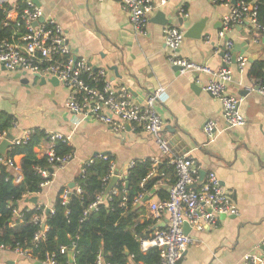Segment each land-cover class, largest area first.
<instances>
[{
  "label": "crops",
  "instance_id": "crops-1",
  "mask_svg": "<svg viewBox=\"0 0 264 264\" xmlns=\"http://www.w3.org/2000/svg\"><path fill=\"white\" fill-rule=\"evenodd\" d=\"M35 1L45 18L64 27L76 55L88 58L95 67L107 68L113 84L127 86L137 105L144 103L149 92L161 86L165 88L156 109L165 121L164 136L170 139L171 157H192L201 172H214L237 204L239 215L222 216L217 227L202 232L190 228L196 241L178 264H236L246 254L261 255L264 239V96L251 90L257 82L250 78L249 70L264 62V32L249 20H243L227 34L234 43L233 55L245 56L248 60L243 72L233 62L228 65L234 76L228 92L244 98L240 108L246 123L227 128L222 102L204 89L211 76L204 72L181 73L171 65L164 29L172 26L186 32L204 19L202 37H185L178 54L212 70L222 69L225 62L221 52L225 41L219 38L218 32L223 25V16L229 12L228 5L214 4L211 0H166L165 4L162 0H153L156 9L150 15L146 31L138 33L132 28L122 0ZM159 11L164 12L167 25L153 20ZM4 30L10 34L9 30ZM24 72L7 70L0 64V110L12 114L18 122L9 133L15 139H22L28 131L39 128L61 134L74 147L72 160L63 168H55L50 183L35 194L38 206L52 210L59 192L70 188L86 161L98 154L110 156L120 176L125 178L133 160H170V156H161L156 140L144 130L127 128L117 134L102 122L75 114L65 106L68 91L63 85L41 84L39 78ZM194 85L201 88L200 94H196ZM245 88L251 91L242 96L240 92ZM209 121L216 122L214 138L204 130ZM49 147V141L43 139L35 151L42 156ZM13 159L21 168L22 155ZM9 171L13 174L12 169ZM31 196L34 195L24 197L19 208H33L34 205L27 201ZM146 196L148 199L142 201L146 209L142 220L151 217L149 204L161 199L156 189ZM166 220L165 214L155 226L165 224ZM38 261L0 248V264H48Z\"/></svg>",
  "mask_w": 264,
  "mask_h": 264
},
{
  "label": "built area",
  "instance_id": "built-area-1",
  "mask_svg": "<svg viewBox=\"0 0 264 264\" xmlns=\"http://www.w3.org/2000/svg\"><path fill=\"white\" fill-rule=\"evenodd\" d=\"M214 4H225L229 6V12L222 18V28L218 32L220 39L225 41L226 53L223 56L225 67L219 70H212L208 66L201 65L179 56V48L185 38V32L178 27L168 26L164 29V41L170 51L168 60L173 66H180L181 73L204 72L211 76V80L204 89L211 93L215 99L223 104V118L227 128H237L245 125L246 118L240 108L244 98L228 92L229 86L234 81L233 71L228 66L232 63L233 41L227 38V34L233 27L243 20H249L260 31L264 32V26L258 22V3L254 1H238L235 5L232 0H211ZM162 4L166 0H162ZM123 9L128 13L132 28L138 33H145L149 18L156 9L153 0H122ZM183 13V11H182ZM44 17V12L32 0H0V24L2 28L10 31L5 37H0V64L7 70H23L30 74H40L46 78L55 77L67 91L65 106L67 109L78 115H85L107 125L113 132L119 134L127 130V125L133 131L144 130L154 137L160 150L161 156H170V163L175 166L176 182L167 185L168 199H160L149 204L151 217L157 223L167 215V220L163 227L157 226L148 238L141 239V248L147 251L150 248H157L160 252V264H178L183 258L188 248L195 243L196 239L189 232L185 231V223H188L192 231L202 232L215 228L222 216H237L240 210L231 198L229 192L224 188L220 179L214 172H208L201 180V171L195 165V161L189 156L171 157V142L164 136L165 121L159 115L156 104L160 100L164 87H159L146 95L145 101L141 105L134 102L132 93L127 86H115L109 78L108 69L95 67L86 57H79L74 52L69 43L64 27L53 19H47L35 25L40 18ZM210 41V39H207ZM245 56L237 57V65L240 72L245 71L247 66ZM257 82V81H256ZM256 90L264 96V86L257 82ZM18 122L15 121L14 125ZM204 130L210 138L216 136V122L206 123ZM33 133L28 131L24 138L15 139L14 145L26 143ZM50 143V147L45 153L51 167L38 168V173L42 175L45 182L41 184V189L48 185L52 179L50 169L63 168L73 158V154L57 156L55 153V142L66 138L59 133L45 131ZM8 133L0 135V142L7 137ZM95 157L107 159V154H98ZM86 163H92L94 158ZM161 159H152V169L147 178L158 175V166ZM85 163V164H86ZM6 166L13 170L15 183L23 180L21 168L18 167L13 158L1 157L0 166ZM134 165V160L128 165V169ZM115 165L113 161L110 165L109 173L103 177L104 186H107L111 178L115 175ZM81 173H84L82 168ZM164 175V174H162ZM120 184L119 188L117 187ZM160 184L166 185L164 181ZM195 186V187H192ZM126 180L120 176L117 185L103 199L100 194L85 211L87 215L90 210H94L99 204L110 200L113 195L122 194V205L127 201ZM77 192H81L79 186ZM72 189L63 191L61 198L63 204L70 199ZM39 194V193H38ZM29 196V195H28ZM140 194L135 199L134 204L142 201ZM40 209V206H38ZM28 210H30L28 208ZM53 212V209L50 211ZM15 216L23 217L20 209H14ZM46 209L40 215H35L34 220L41 225V228L34 234L33 243L37 244L46 239ZM262 254H246L242 260L236 264H264V239L261 242ZM1 249L14 250L22 256L32 258L30 250L21 248L11 249L8 246H0ZM66 246L61 247V252H68ZM73 253V252H72ZM74 255V253H73ZM45 262L48 264H63L55 259V256L48 253ZM95 264L106 263L102 255H99ZM128 264H143L136 262L131 256Z\"/></svg>",
  "mask_w": 264,
  "mask_h": 264
},
{
  "label": "trees",
  "instance_id": "trees-1",
  "mask_svg": "<svg viewBox=\"0 0 264 264\" xmlns=\"http://www.w3.org/2000/svg\"><path fill=\"white\" fill-rule=\"evenodd\" d=\"M256 1L258 22L264 26V0ZM6 35L7 31L0 26V37ZM249 76L264 86V62L255 64L249 70ZM15 121V116L0 110V135L9 133ZM43 139L49 140L45 130L36 128L26 143L15 144L8 152L7 157L10 158L22 155L23 180L20 183H15L6 166H0V246L30 250L33 259L39 261H45L46 255L50 253L63 264H69V252L74 253L75 264H95L102 252L104 261L109 264H128L131 256H134L136 262L143 264H160L161 257L157 248L147 251L141 248V239L148 238L156 225L152 217L142 220L146 211L142 201L146 194L155 189L161 199H168L169 193L165 186H170L177 179L175 166L170 163L169 158L159 164L158 175L150 178L147 176L152 169V160H134V165L128 169L125 178L129 182L125 205L121 204L122 194L113 195L96 209H91L87 215L85 211L106 188L102 179L109 173L113 159L110 156L107 159L95 157L92 163L84 164V173L76 178L69 201L63 204L61 190L53 212L46 215V239L35 244L33 237L41 225L35 222L34 216L40 215L44 207L19 208V202L28 195L42 191L41 184L45 179L38 173V168L51 167L48 156H39L35 151V147ZM54 149L57 156L74 153V147L63 139L55 142ZM52 176L53 174L49 179ZM161 181L166 185L160 184ZM77 186L81 188L80 193L77 192ZM119 186L120 184L117 187ZM140 194L143 195L142 201L134 204ZM14 209H20L23 217L15 216ZM63 246L69 248L68 252H61Z\"/></svg>",
  "mask_w": 264,
  "mask_h": 264
},
{
  "label": "water",
  "instance_id": "water-1",
  "mask_svg": "<svg viewBox=\"0 0 264 264\" xmlns=\"http://www.w3.org/2000/svg\"><path fill=\"white\" fill-rule=\"evenodd\" d=\"M36 4L39 5L38 2H36L35 0H33ZM238 2V0H232V4L231 5H235L236 3ZM45 20L44 17L40 18L37 22H35V25H37L38 23L40 22H43ZM154 21H157L159 22L160 24H163V25H167L168 23V20H166L165 18V14L164 12L162 11H159L158 14L153 18ZM204 27H205V20H200L199 22H197L196 24H194L190 29H188L186 32H185V37H188V38H201L202 37V32L204 30ZM226 53V48H223V51L221 52V55L224 56ZM237 55H233V58H232V62L237 64ZM177 68V70H180L182 69L180 66H175ZM25 74H28L30 76H34V77H37L41 80V84H45L47 82H50L51 84H53L54 86L60 84L58 79L55 78V77H52V78H46L45 76H42L40 74H30V73H27V72H24ZM28 81V80H26ZM194 88V91L196 92V94H200L199 90L201 89L200 87H196L195 85L193 86ZM250 89H243L241 90L240 94L242 96H246L250 93ZM211 94V93H210ZM212 95V94H211ZM213 96V95H212ZM218 100V99H217ZM219 102H221L220 100H218ZM138 104V102H136ZM222 104V103H221ZM127 128L130 129V125H127ZM15 140V137L12 133H8L7 134V137L2 140L0 142V156H6L7 155V151L9 148H12L14 147V141ZM51 173H53V169H50ZM206 176V172L205 171H202L201 172V180H203ZM119 178H120V174H119V171L116 170L115 171V175L111 178L109 184L106 186L105 190H104V194H103V199H106V197L108 196V194L114 189V187L117 185V182L119 181ZM70 188H74L75 186V183L72 182L70 185ZM126 186H129V182L127 181L126 182ZM192 187H195V186H192ZM148 199V196H145L144 198V201H146ZM27 201L29 203H31L32 205L34 206H37L38 205V197L37 196H31L30 198L27 199ZM51 211L50 208H47L46 209V214H49ZM229 217H234V216H229ZM164 224L160 225V227H163ZM190 226L188 223H185V231L186 233H189L190 231ZM126 254L128 255L129 252L127 251ZM102 256H104L103 252L101 254ZM69 262L71 264H75L74 263V258L72 256V253L69 254ZM38 263H41L40 261H38Z\"/></svg>",
  "mask_w": 264,
  "mask_h": 264
},
{
  "label": "bare ground",
  "instance_id": "bare-ground-1",
  "mask_svg": "<svg viewBox=\"0 0 264 264\" xmlns=\"http://www.w3.org/2000/svg\"><path fill=\"white\" fill-rule=\"evenodd\" d=\"M0 157H7V155L6 156H0ZM54 171V170H53ZM51 172V171H50ZM54 173V172H53ZM53 173H51V174H53ZM207 174V173H206ZM34 207H36V206H34ZM37 207H38V205H37ZM70 253H72V252H69V254ZM69 254H68V256H69ZM72 256H73V253H72ZM74 258V257H73Z\"/></svg>",
  "mask_w": 264,
  "mask_h": 264
}]
</instances>
